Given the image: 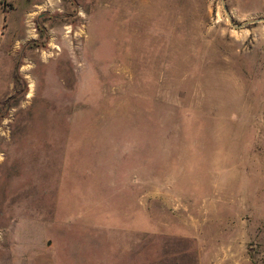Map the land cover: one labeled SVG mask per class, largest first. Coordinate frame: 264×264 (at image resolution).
Here are the masks:
<instances>
[{"label":"rangeland","instance_id":"374dc122","mask_svg":"<svg viewBox=\"0 0 264 264\" xmlns=\"http://www.w3.org/2000/svg\"><path fill=\"white\" fill-rule=\"evenodd\" d=\"M262 19L0 0V264H264Z\"/></svg>","mask_w":264,"mask_h":264},{"label":"water","instance_id":"95a60500","mask_svg":"<svg viewBox=\"0 0 264 264\" xmlns=\"http://www.w3.org/2000/svg\"><path fill=\"white\" fill-rule=\"evenodd\" d=\"M230 19H232V17L230 15H228ZM261 21H264V19H262ZM240 27V26H239Z\"/></svg>","mask_w":264,"mask_h":264},{"label":"crops","instance_id":"0c3cea01","mask_svg":"<svg viewBox=\"0 0 264 264\" xmlns=\"http://www.w3.org/2000/svg\"><path fill=\"white\" fill-rule=\"evenodd\" d=\"M0 38H2V34L0 33Z\"/></svg>","mask_w":264,"mask_h":264}]
</instances>
